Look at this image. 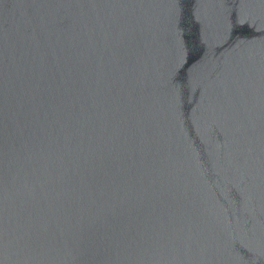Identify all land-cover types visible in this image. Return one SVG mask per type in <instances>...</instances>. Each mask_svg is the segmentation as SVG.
<instances>
[{
	"label": "water",
	"instance_id": "1",
	"mask_svg": "<svg viewBox=\"0 0 264 264\" xmlns=\"http://www.w3.org/2000/svg\"><path fill=\"white\" fill-rule=\"evenodd\" d=\"M0 264H264V0H0Z\"/></svg>",
	"mask_w": 264,
	"mask_h": 264
}]
</instances>
